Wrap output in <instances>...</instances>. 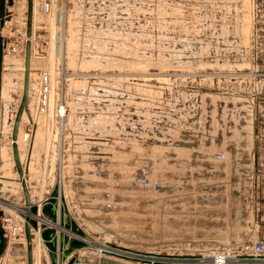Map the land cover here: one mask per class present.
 I'll list each match as a JSON object with an SVG mask.
<instances>
[{"label":"rangeland","instance_id":"374dc122","mask_svg":"<svg viewBox=\"0 0 264 264\" xmlns=\"http://www.w3.org/2000/svg\"><path fill=\"white\" fill-rule=\"evenodd\" d=\"M12 10L0 0L1 154L27 0ZM34 25L18 143L37 264L202 262L264 240V0H35ZM5 155L0 199L25 209ZM8 214L0 264H27L26 214Z\"/></svg>","mask_w":264,"mask_h":264},{"label":"water","instance_id":"95a60500","mask_svg":"<svg viewBox=\"0 0 264 264\" xmlns=\"http://www.w3.org/2000/svg\"><path fill=\"white\" fill-rule=\"evenodd\" d=\"M15 3V0H6V21L9 22L11 19V14L8 12L9 7L13 6ZM33 19H34V1L33 0H27V21H26V46H25V62H24V82H23V94L22 98L19 104V107L17 109L14 124H13V131H12V154H13V160L14 164L17 170V174L19 177V181L22 186V190L25 197V209L27 211L26 217H25V237L27 241V264H35L34 259V248H33V233H32V224L31 219L33 218V212H32V200L31 195L29 191V186L27 184L26 179V168L23 165V162L21 160V154L18 144L19 139V133H20V127L22 123V119L24 114H29L28 112V104H29V91H30V76H31V63H32V57L33 53L37 54L38 50L36 49L34 51L33 46ZM36 47L38 45L36 44ZM29 116V115H28ZM6 215L4 211L0 208V224H2V219L5 218ZM1 238V236H0ZM1 261V260H0ZM76 258L72 257L68 264H75Z\"/></svg>","mask_w":264,"mask_h":264},{"label":"built area","instance_id":"2783aa9c","mask_svg":"<svg viewBox=\"0 0 264 264\" xmlns=\"http://www.w3.org/2000/svg\"><path fill=\"white\" fill-rule=\"evenodd\" d=\"M16 2V0H15ZM7 38L3 37V43L7 46ZM60 113H64L63 110ZM167 261H172L167 259ZM180 264H264V240H255L247 243L238 251H222L211 258L199 262H179Z\"/></svg>","mask_w":264,"mask_h":264},{"label":"bare ground","instance_id":"6f19581e","mask_svg":"<svg viewBox=\"0 0 264 264\" xmlns=\"http://www.w3.org/2000/svg\"><path fill=\"white\" fill-rule=\"evenodd\" d=\"M34 1V12H35V0H33ZM16 6V2L14 3V5L13 6H11V7H9V9H8V12H10V14H11V16H12V14H13V12H14V10H12V9H14V7ZM11 10V11H10ZM11 20V19H10ZM34 19H33V31H34ZM26 29V28H25ZM33 34H34V32H33ZM33 39V38H32ZM26 41H27V37H26ZM25 60V59H24ZM21 70H23V73H24V66H23V69H21ZM23 75V74H22ZM12 77V76H11ZM22 77H24V76H22ZM10 78V77H9ZM4 103H6V102H4ZM17 112V111H16ZM28 112H29V114H26L29 118H30V120H32V117H31V114H30V111H29V104H28ZM24 114V116H26ZM23 116V117H24ZM25 118V117H24ZM23 120V119H22ZM13 124H14V121H13ZM13 124H12V128H11V130H9V128L7 127V125H6V120L3 122V124H2V129H1V138L2 139H4L5 141L2 143V145H1V148H5L6 147V150H4L3 151V153L1 154V151H0V173L2 174V175H0V178L2 177V178H6L7 177V174H9L10 172V170H7V168L6 167H8L9 166V161H8V159H9V157H7L5 154L6 153H11L12 154V131H13ZM18 142H19V139H18ZM19 144V143H18ZM20 149V148H19ZM21 154V153H20ZM11 156H13V154L11 155ZM31 157V156H30ZM22 158V157H21ZM21 160H23V159H21ZM7 161H8V163H7ZM26 168V173H28V167H25ZM26 176V175H25ZM7 178H9V177H7ZM27 179V178H26ZM20 182V181H19ZM8 182H6V184H7ZM10 184V183H9ZM28 184V183H27ZM3 195H4V193H3ZM42 196V195H41ZM0 198H1V196H0ZM2 199V198H1ZM0 199V206H2L3 207V209H5V213L6 214H10V215H15L17 212H22V213H24V214H27V211H26V209H24V208H22L21 206H19V205H17L16 203H12V202H9V201H6V200H1ZM8 214V215H9ZM32 216H34V215H32ZM38 216V215H37ZM19 217V216H18ZM20 218V217H19ZM38 218H40V220H42L41 219V217H38ZM15 220V219H14ZM18 220V219H17ZM23 220L25 221V219L23 218ZM23 221V222H24ZM37 244H39L38 242H36L35 241V239H34V236H33V247H34V256H35V250H36V246H37ZM39 248V247H38ZM37 248V249H38ZM40 249V248H39ZM35 258V257H34ZM5 261V260H4ZM37 262V261H36ZM35 262V264H37ZM206 264V263H205Z\"/></svg>","mask_w":264,"mask_h":264},{"label":"crops","instance_id":"0c3cea01","mask_svg":"<svg viewBox=\"0 0 264 264\" xmlns=\"http://www.w3.org/2000/svg\"><path fill=\"white\" fill-rule=\"evenodd\" d=\"M18 175V174H17Z\"/></svg>","mask_w":264,"mask_h":264}]
</instances>
